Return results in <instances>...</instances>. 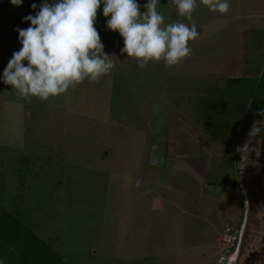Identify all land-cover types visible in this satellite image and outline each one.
I'll use <instances>...</instances> for the list:
<instances>
[{
  "label": "rangeland",
  "instance_id": "1",
  "mask_svg": "<svg viewBox=\"0 0 264 264\" xmlns=\"http://www.w3.org/2000/svg\"><path fill=\"white\" fill-rule=\"evenodd\" d=\"M42 2L0 0V214L19 221L58 264H219L236 213L227 180L232 162L238 169L254 152L240 149L254 121L238 125L231 144L216 143L196 105L229 79L264 74V0H230L227 14L196 0L191 21L159 0L166 24L195 23L199 35L179 64L144 68L121 54L123 39L107 28L101 3L95 27L114 68L28 102L2 76L22 47L16 29L30 26L23 17ZM137 3L143 13L147 0ZM259 137L250 148L264 143ZM10 247L0 264H22Z\"/></svg>",
  "mask_w": 264,
  "mask_h": 264
},
{
  "label": "clouds",
  "instance_id": "2",
  "mask_svg": "<svg viewBox=\"0 0 264 264\" xmlns=\"http://www.w3.org/2000/svg\"><path fill=\"white\" fill-rule=\"evenodd\" d=\"M209 11L227 14L230 0H201ZM21 6L23 0H10ZM103 3V15L110 17L107 28L118 32L123 39L121 54L134 58L141 68L152 61H164L166 66L179 64L192 54L189 46L199 35L195 23L182 21L165 23L158 11L159 0H147L140 11L137 0H43L39 11L23 17L30 21L27 28H17L22 47L13 52L3 70L2 82L10 85L28 102L32 98L47 100L50 96L65 93L85 79L96 82L114 68L112 56L105 53L95 22ZM180 17L191 21L196 0H169ZM36 9L37 4L33 3ZM27 61V65H25ZM259 115L264 116V111ZM264 133V120H257L248 133L249 140L240 148H250L251 138Z\"/></svg>",
  "mask_w": 264,
  "mask_h": 264
},
{
  "label": "trees",
  "instance_id": "3",
  "mask_svg": "<svg viewBox=\"0 0 264 264\" xmlns=\"http://www.w3.org/2000/svg\"><path fill=\"white\" fill-rule=\"evenodd\" d=\"M251 72L249 70L241 78L227 80L218 90L204 91L207 95L200 100L202 104L196 101V110L200 109L201 112H197L213 142L231 144L237 135L238 125L245 120L257 121L263 117L259 113L264 111V74L259 76L257 72ZM0 231V259L5 260L7 253L13 255V251L8 252L12 246L22 255V264H58L59 258H52L53 253L32 239L30 233L24 235L22 224L7 213L0 214ZM25 236L29 240L22 239Z\"/></svg>",
  "mask_w": 264,
  "mask_h": 264
},
{
  "label": "flooded vegetation",
  "instance_id": "4",
  "mask_svg": "<svg viewBox=\"0 0 264 264\" xmlns=\"http://www.w3.org/2000/svg\"><path fill=\"white\" fill-rule=\"evenodd\" d=\"M263 137L264 133L259 138ZM259 143V151L252 152L251 157L239 161L237 158L241 167L236 169L231 164L233 174L228 177L227 188L237 190L236 200L231 197L236 202V213L232 229L227 230L232 241L219 264H264V143ZM212 183L210 189L219 185L215 191L223 190V182ZM230 208L231 204L226 202L225 209Z\"/></svg>",
  "mask_w": 264,
  "mask_h": 264
},
{
  "label": "water",
  "instance_id": "5",
  "mask_svg": "<svg viewBox=\"0 0 264 264\" xmlns=\"http://www.w3.org/2000/svg\"><path fill=\"white\" fill-rule=\"evenodd\" d=\"M207 186H213V183H212V182H211V183H208ZM218 186H219V185H218Z\"/></svg>",
  "mask_w": 264,
  "mask_h": 264
},
{
  "label": "crops",
  "instance_id": "6",
  "mask_svg": "<svg viewBox=\"0 0 264 264\" xmlns=\"http://www.w3.org/2000/svg\"><path fill=\"white\" fill-rule=\"evenodd\" d=\"M23 5H25L24 3H23ZM21 7V6H20ZM22 9V8H21ZM177 223H179V224H181V222L179 221V220H177Z\"/></svg>",
  "mask_w": 264,
  "mask_h": 264
}]
</instances>
